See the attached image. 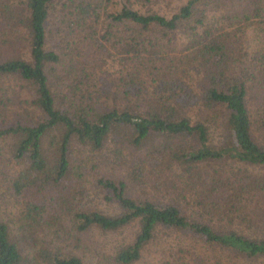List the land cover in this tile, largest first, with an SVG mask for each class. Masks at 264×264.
Masks as SVG:
<instances>
[{
    "label": "trees",
    "instance_id": "trees-1",
    "mask_svg": "<svg viewBox=\"0 0 264 264\" xmlns=\"http://www.w3.org/2000/svg\"><path fill=\"white\" fill-rule=\"evenodd\" d=\"M0 264H264V0H0Z\"/></svg>",
    "mask_w": 264,
    "mask_h": 264
},
{
    "label": "rangeland",
    "instance_id": "rangeland-1",
    "mask_svg": "<svg viewBox=\"0 0 264 264\" xmlns=\"http://www.w3.org/2000/svg\"><path fill=\"white\" fill-rule=\"evenodd\" d=\"M76 49H78V51L80 50L82 53V56L84 58V60L90 61L92 59V57L95 56L96 54V50L93 44L88 43L87 41L83 42V43H79L77 44V46L75 47ZM136 195H140L143 197H147V196H151V191L149 189L143 188L140 190L139 192H135Z\"/></svg>",
    "mask_w": 264,
    "mask_h": 264
}]
</instances>
